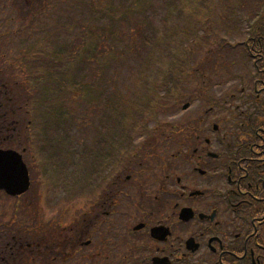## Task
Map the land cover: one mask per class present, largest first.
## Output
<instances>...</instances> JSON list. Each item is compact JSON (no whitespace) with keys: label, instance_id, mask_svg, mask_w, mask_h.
I'll use <instances>...</instances> for the list:
<instances>
[{"label":"flooded vegetation","instance_id":"1","mask_svg":"<svg viewBox=\"0 0 264 264\" xmlns=\"http://www.w3.org/2000/svg\"><path fill=\"white\" fill-rule=\"evenodd\" d=\"M252 58L256 78H236L208 122L156 128L167 142L117 176L108 150L79 202L36 214L30 190H0V264H264V69Z\"/></svg>","mask_w":264,"mask_h":264},{"label":"rangeland","instance_id":"2","mask_svg":"<svg viewBox=\"0 0 264 264\" xmlns=\"http://www.w3.org/2000/svg\"><path fill=\"white\" fill-rule=\"evenodd\" d=\"M17 1L0 0V33H5L0 40V78H15L14 82L20 81V78H35L36 83L33 84L30 97L33 107L43 102L45 107L50 104L57 106L66 94L67 108H73L70 109L73 115L78 109H85L89 113L86 111L82 114V121L90 122L91 110L96 109L95 114L100 117L101 122H107L109 112L105 107H88L91 106L90 102L85 101L88 99L83 98L81 101L76 92L81 93L87 85H91L88 81L93 78H97L96 81L102 80L103 82H94L92 87L96 92L94 97L100 102L101 95L108 92L107 79H104L108 78L113 81L114 91L119 96L133 101L139 96L145 99L144 104L148 109L146 112L140 111L146 108H143L145 105L131 106L136 114L130 124L165 126L164 123L187 122L185 120L196 117L193 114L201 104L200 101L192 103L194 92L198 90L192 78L220 79L218 86L212 87L218 94L223 91L221 85L224 78H253L254 75L247 61L248 64L242 65L241 60L234 56L214 58L213 49H219L220 43L237 42L245 36L247 39L248 21L263 14L264 0H251L249 6L256 4L252 8H242L244 0H201L194 10L192 1L185 4L180 0H143V4L141 0H50V12L42 14L41 11L35 16L39 21L35 25L40 24V29L34 32L32 27V40L23 31L28 20L22 17L27 14L15 15L9 8ZM19 2V6L31 4L30 0ZM51 2L56 4L53 6ZM228 24L237 25L239 33L228 26L221 30L222 26ZM173 27L177 28V34L172 31ZM107 30L108 33L105 32ZM25 49L30 50L33 56L39 55L38 58L43 61L30 60L31 65L19 66L17 57ZM62 50L67 57L63 62L59 57L53 56ZM77 51L81 54L80 58H75ZM43 53L50 54V60L45 59ZM84 55L87 56L86 59ZM209 61L213 62L208 63ZM83 62L85 66L81 70V76L77 78L79 66ZM35 70L38 73L33 75ZM60 78L76 83L75 87L78 86L79 91H76L78 89L74 85H71L74 89L70 88L68 92L61 83H52ZM172 79L175 85L171 84ZM182 81L186 84L180 89ZM209 83L211 86V82ZM172 89L173 100L170 98ZM120 99L125 102V99ZM185 103L192 105L182 111ZM7 107L6 104L3 105V113ZM47 116L49 115L43 116L44 121ZM57 125L61 126V123ZM69 125L76 126L68 122L65 127L68 129ZM104 126L105 129L111 127L109 122ZM65 134L66 131H62V136ZM46 135L52 137L50 127L47 128ZM107 136L106 131L99 140L98 134L92 135L88 143L71 155H65L66 146L61 142L50 156H57L59 162L63 161L69 166L67 178L75 185L77 176L89 172L92 164L112 144ZM64 141L71 143L69 136ZM36 144L37 139L30 151L24 154V162H29L34 171L32 194L35 197V213L38 214L44 198L46 204L56 206L79 202L73 188H68V193L63 191L68 196L53 194L59 190H54L45 183L46 169L42 171L45 161L40 158L42 148L38 151ZM63 165L58 163V172H62L60 169ZM85 198L87 197H82L83 200Z\"/></svg>","mask_w":264,"mask_h":264},{"label":"trees","instance_id":"3","mask_svg":"<svg viewBox=\"0 0 264 264\" xmlns=\"http://www.w3.org/2000/svg\"><path fill=\"white\" fill-rule=\"evenodd\" d=\"M141 2L143 3L144 1L141 0ZM184 3L186 4V1L184 0ZM55 2H51V5H55ZM50 6V0H47V3H45V7L48 8ZM25 8L22 9V11ZM29 10H32V7L29 6ZM188 10H191L188 8ZM29 17V15H28ZM23 18V17H22ZM30 19L32 18L31 16L29 17ZM24 19V18H23ZM50 25V24H49ZM176 28V27H174ZM28 52L25 53H20L17 57V61L19 66H28L31 65L29 64V61L31 59V54L29 50H27ZM30 53V54H28ZM50 54H48V56L46 57L47 60H50ZM53 56H57L60 58L61 62H63L65 59H67L66 55L64 54V50H62L61 52L55 53L53 54ZM38 61H43L41 59H39ZM48 62V61H47ZM34 67H37L36 65L33 64ZM38 72L37 70H35V72L33 73V75H36ZM81 76L80 74V68L78 69L77 72V78H79ZM76 77V76H75ZM50 78V77H49ZM57 78V76H56ZM15 78H8V80H2L0 79V99L2 104H6L8 106L9 113L8 115L10 116L12 114V109H14L15 104H18L19 108L20 107H27L30 101V97L32 95V90H33V84L36 83L35 82V78H20V81H16L14 82ZM62 80V81H61ZM5 81V82H2ZM44 81V80H43ZM92 82V81H90ZM172 82V81H170ZM52 83H61L65 86V90H67L68 92H70V88L75 87L76 83L74 84V82L60 78V80L55 79ZM71 85H74L71 86ZM13 88L15 89V92L17 91V93L11 91L13 90ZM76 89H78V86L75 87ZM42 90V89H41ZM76 91H79L76 90ZM95 89H92L91 85H87V88H84V90L81 91V95L83 98L88 99L89 101H92L94 99V93ZM90 95V96H89ZM16 97L17 100L15 101L13 99V97ZM120 98L125 99V102H123ZM128 98L125 97H114V101L113 103H111L112 108H113V113H114V123L115 124H125L130 123L131 121L134 120V116H135V112H133L131 110V106L133 105L134 101H128ZM138 102L139 104H136L137 106H144L145 104V99L143 96H139L138 97ZM12 104V105H11ZM26 104V106H24ZM43 104V103H42ZM41 104V105H42ZM53 104H50V107H54L55 105L51 106ZM106 108H107V104H105ZM56 107V110H53V116L55 118V122H62V120L64 121L65 119L67 120L69 117V110L67 109V101L64 99H62ZM108 107H111L110 105ZM146 107V108H145ZM143 108H145L142 112H146L147 106L145 105ZM24 114L19 113L18 119L21 122L23 119L22 117L25 118Z\"/></svg>","mask_w":264,"mask_h":264},{"label":"water","instance_id":"4","mask_svg":"<svg viewBox=\"0 0 264 264\" xmlns=\"http://www.w3.org/2000/svg\"><path fill=\"white\" fill-rule=\"evenodd\" d=\"M2 156L4 157L13 156L15 158L13 160L18 162L19 164L18 165V186L21 188L19 190V193L23 192L28 186V180H27L26 169L24 165L22 164L20 157L13 153H3Z\"/></svg>","mask_w":264,"mask_h":264}]
</instances>
